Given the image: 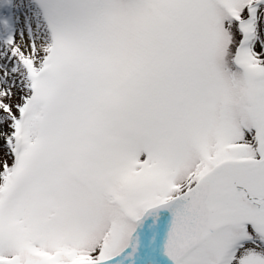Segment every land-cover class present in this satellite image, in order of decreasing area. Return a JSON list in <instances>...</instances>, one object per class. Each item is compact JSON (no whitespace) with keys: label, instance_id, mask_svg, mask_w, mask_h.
<instances>
[{"label":"snow or ice","instance_id":"6c2138e0","mask_svg":"<svg viewBox=\"0 0 264 264\" xmlns=\"http://www.w3.org/2000/svg\"><path fill=\"white\" fill-rule=\"evenodd\" d=\"M0 264H264V0H0Z\"/></svg>","mask_w":264,"mask_h":264}]
</instances>
